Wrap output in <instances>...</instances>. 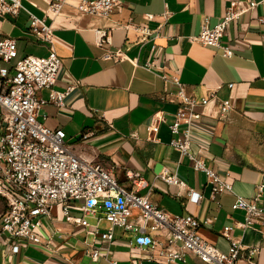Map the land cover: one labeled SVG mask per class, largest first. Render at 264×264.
<instances>
[{"label": "crops", "instance_id": "1", "mask_svg": "<svg viewBox=\"0 0 264 264\" xmlns=\"http://www.w3.org/2000/svg\"><path fill=\"white\" fill-rule=\"evenodd\" d=\"M232 1L250 0H118L107 18L82 13L71 0L45 22L52 28L53 48L61 59L53 89L62 92L69 85L74 87L62 107L46 103L37 113L46 127L64 131L74 155L111 170L118 182L127 184V171L139 172L148 184L154 182L150 200L169 214L195 216L201 223L198 235L224 253L229 242L222 230L243 222V212L231 209L233 195L216 197L219 206L210 199L205 176L193 172L187 158H180L169 146L167 126L178 105L175 87L160 74L168 79L178 77L196 100L213 95L204 109L196 107L197 112L203 109L217 118L220 101L232 100L234 107L226 119L205 118L191 126L190 149L196 153L199 146L206 147L210 153L206 165L230 183L235 194L251 200L256 185L264 184V24L258 22L264 16V4L228 25L222 43L232 46L230 57L188 39L199 33L204 17L215 23ZM21 3L24 9L16 17L0 15V37L14 39L17 50L11 62L0 59V69L10 70L17 59L42 57L49 51L47 44L30 35L28 20V13L45 17L47 0ZM165 12L168 16L163 18ZM146 14H152V19L147 20ZM134 26L146 27L151 34L145 38ZM94 29L111 30L110 45L95 46ZM153 43L157 46L154 54L150 52ZM117 50L128 60L115 62L107 57ZM146 61L156 63V71L146 70ZM38 95L47 100L49 90L41 89ZM156 113L163 115L165 124L152 139L145 127ZM164 165L201 191L198 204L188 203L184 190L176 196L175 186L155 180ZM51 210L52 219L43 220L37 231L38 245L9 255L0 242V264H110L104 258L92 261L83 252V242L92 239L80 227L64 222L58 206ZM205 220L210 222L203 224ZM133 237L114 229L108 252L115 264H131L136 256L138 264H165L156 254H152V263L146 262L148 254L128 243ZM232 237L243 247L238 264H264V218L246 229L234 227ZM250 250L255 252L248 255ZM186 264L199 263L189 255Z\"/></svg>", "mask_w": 264, "mask_h": 264}, {"label": "built area", "instance_id": "2", "mask_svg": "<svg viewBox=\"0 0 264 264\" xmlns=\"http://www.w3.org/2000/svg\"><path fill=\"white\" fill-rule=\"evenodd\" d=\"M70 1L47 0L43 18L28 13L29 33L35 41L49 46L46 56L27 55L15 60L10 70L0 69V242L7 254L14 255L25 247L38 245V229L43 220L52 219L51 209L58 206L64 222L80 227L92 239L91 243L83 242V252L92 261L104 258L115 264L108 245L113 240L114 229L119 228L133 234V240L128 243L148 254V263H152V254H156L165 264H186L189 255L199 264H238L243 247L232 237V229L249 228L256 220L264 218V184H257L254 197L246 200L235 194L231 184L206 165V160L210 159L206 147L199 146L196 153L190 149L191 126L205 118L226 119L234 107L232 100L220 101L218 116L214 118L203 111L214 99L213 95L196 100L186 93L178 77L168 79L166 74H160L165 82L175 87L178 105L167 126L171 134L169 146L180 158H187L193 172L205 176L210 199L219 206L216 197L233 195L231 209L243 212V222H235L234 226L222 230V236L229 242L225 253L198 235L201 223L195 216L190 213L172 215L154 204L149 198L154 182L148 184L136 171L125 172L127 184L118 182L111 170L74 155L66 145L63 130H51L37 119L42 105L52 103L62 107L74 87L69 85L62 92L53 89L61 59L53 48L52 28L45 22L46 17H55ZM73 1L80 12L103 18H107L118 3V0ZM259 3L264 4V0L229 2L215 23L210 24L209 18L204 17L199 33L188 38L189 41L214 47L224 57H230L232 46L222 43L228 25ZM23 9L21 0H0L1 16L16 17ZM167 16V12L162 14L163 18ZM152 17V14L145 15L147 20ZM258 22L264 24V16L258 18ZM134 29L145 38L151 34L143 26H134ZM110 34L109 29H94L93 44L110 45ZM156 49L153 43L150 52L154 54ZM16 56L15 40L0 37V59L9 63ZM107 57L115 62L128 60L119 50L108 52ZM143 67L156 71L157 64L146 61ZM41 89L49 90L47 100L39 97ZM198 106L203 108L201 112L196 111ZM161 124H165L162 114L156 113L150 118L145 127L150 138L153 139ZM86 137V134L82 136ZM155 180L175 186L176 196L184 190L188 203L196 205L202 199L201 191L180 179L166 165L156 174ZM207 222L210 221L205 220L203 224ZM254 252L250 250L248 255ZM137 260H140L138 256L133 257L131 264H138Z\"/></svg>", "mask_w": 264, "mask_h": 264}, {"label": "rangeland", "instance_id": "3", "mask_svg": "<svg viewBox=\"0 0 264 264\" xmlns=\"http://www.w3.org/2000/svg\"><path fill=\"white\" fill-rule=\"evenodd\" d=\"M91 221V220H90Z\"/></svg>", "mask_w": 264, "mask_h": 264}]
</instances>
